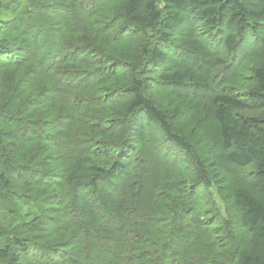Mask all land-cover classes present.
<instances>
[{
  "label": "trees",
  "instance_id": "trees-1",
  "mask_svg": "<svg viewBox=\"0 0 264 264\" xmlns=\"http://www.w3.org/2000/svg\"><path fill=\"white\" fill-rule=\"evenodd\" d=\"M87 1L0 0V264H264V0ZM149 69L200 105L206 157Z\"/></svg>",
  "mask_w": 264,
  "mask_h": 264
},
{
  "label": "rangeland",
  "instance_id": "rangeland-1",
  "mask_svg": "<svg viewBox=\"0 0 264 264\" xmlns=\"http://www.w3.org/2000/svg\"><path fill=\"white\" fill-rule=\"evenodd\" d=\"M14 2V0H13ZM125 0H119V2L116 4V6L114 7V10L118 9L119 7L123 6ZM88 7L87 11L85 12V14H90L92 7H94V11L103 8L101 6V3L99 2V0H89L87 2H85L84 8ZM10 8V7H9ZM8 8V9H9ZM104 10V9H102ZM105 11V10H104ZM220 30H224V26L223 23L219 26ZM142 29V28H141ZM223 39V38H222ZM204 40V39H203ZM205 42L208 43V41L204 40ZM203 41V42H204ZM202 42V44H204ZM220 40L219 39H214L212 40L211 43L206 44L210 50L216 51L222 56L224 63L223 64H219L214 58L211 57V55H206V59L205 62L203 63V66H206L207 68H211L210 72H217L219 70V68H221L222 66H224L227 63H231L233 67L237 66V56L236 59L235 57H228L226 56V54L222 51V49L220 50V48H222L220 46ZM220 47V48H218ZM219 50V51H218ZM215 55V54H214ZM218 55V56H220ZM220 56V57H221ZM180 63H187L186 61H181ZM212 66V67H209ZM146 69V67H145ZM168 71H171V66L167 69ZM142 73L144 72V68L140 70ZM147 72V70H145ZM149 72H151L150 76H147L145 80H148L147 86H148V92L150 94V97L155 100L161 107H164L166 110L167 115L172 118L173 120L178 121L179 119L182 121V123L185 124L184 130H185V134H182L184 136L187 135V138L189 140H191L193 142V145L195 146V148H197V152L199 155H201V157H206L207 155L204 153L203 149L205 150H211V147L209 145H207V139L204 135L202 134H192V127L195 126V124L197 123V118L200 117L198 111H199V107L200 105L196 106L194 101L188 100L187 95H185L186 93L181 92L178 93L177 91H175L173 88H170L167 85L164 84H160L157 83L156 80H154L155 78H153L152 76H155L156 73L159 72V69H156L155 71L153 69H149ZM219 75L222 74V70L220 69ZM228 74H233L232 73V69L230 73ZM226 75V74H225ZM120 81H123L120 79ZM227 82V78L225 76V78L223 80H221L220 82H218L217 86L222 87L226 84ZM181 94V98H178L177 95ZM203 114V112H202ZM202 118V122L204 120V123L207 122L206 118L207 116L204 117L201 116ZM179 124V123H178ZM177 124V128H175V130H177L180 134L182 132V129H180L179 125ZM179 128V129H178ZM157 135L155 134H151V136L149 135V142L147 144L146 147H144L143 151L145 152V154H147L148 152L152 151L154 152L156 149V144H157ZM166 147L168 148L167 150V158L164 157L161 154V157L163 160H167V162H169L167 165L168 167L171 168H175V169H179V170H187L189 172L193 171L192 169V163L188 162L189 158H187L186 156H184L183 154L179 153H174V148H170L169 144L166 145ZM150 150V151H149ZM150 157V156H149ZM206 163L209 164V168H211V160L210 161H206ZM157 164H156V160L150 164V170H149V174L154 175V173L157 170ZM247 171H245L241 177H238L237 182L238 183H242V184H246V185H250L251 182V176L249 174H246ZM250 173V171L248 172ZM150 178V177H149ZM230 175H226L225 176V182L229 183L230 181ZM215 190V189H214ZM213 202L214 198L212 197ZM195 201H197L195 199ZM216 202L218 203V205L221 207L223 204L222 201H219L218 198H216ZM153 206V202H151L150 204H148V207ZM194 211H199L201 213H212L210 216H213V208L211 206L210 203V199H208L206 197L205 202H202L201 204H199V202L197 201L193 207ZM222 210V209H221ZM224 212V210H222V213ZM228 211H226L225 213H227ZM234 212V210H233ZM231 214V212H230ZM237 214L234 212V216H236ZM229 217V216H228ZM232 217V215H231ZM208 231L209 233V229L205 230ZM204 237L206 238V235L204 234ZM190 244L193 246V248L195 247L194 241H189ZM244 245V243L242 244V246ZM211 263V261H210ZM197 264H204V263H199V261L197 262Z\"/></svg>",
  "mask_w": 264,
  "mask_h": 264
}]
</instances>
